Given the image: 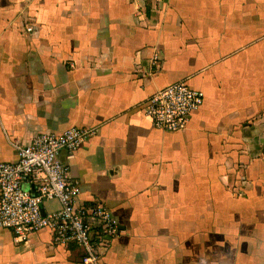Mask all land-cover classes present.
<instances>
[{"label":"crops","instance_id":"crops-1","mask_svg":"<svg viewBox=\"0 0 264 264\" xmlns=\"http://www.w3.org/2000/svg\"><path fill=\"white\" fill-rule=\"evenodd\" d=\"M176 81L203 102L165 132L143 106ZM70 126L95 130L60 152L79 202L119 223L100 264H264V0H0V161ZM82 255L0 227V264Z\"/></svg>","mask_w":264,"mask_h":264},{"label":"built area","instance_id":"built-area-1","mask_svg":"<svg viewBox=\"0 0 264 264\" xmlns=\"http://www.w3.org/2000/svg\"><path fill=\"white\" fill-rule=\"evenodd\" d=\"M157 58H152L154 65ZM202 102L200 90L176 81L148 96L143 112L154 128L176 132L186 127ZM94 131L92 127L70 126L59 133H39L28 144L11 143L15 159L0 161V227L11 230L22 242L30 233L48 228L54 244L75 243L83 251L84 264H100L102 249L120 232L118 220L98 200L79 202V183L60 159L61 151L71 155ZM51 199L59 202V208L44 213L42 204Z\"/></svg>","mask_w":264,"mask_h":264}]
</instances>
